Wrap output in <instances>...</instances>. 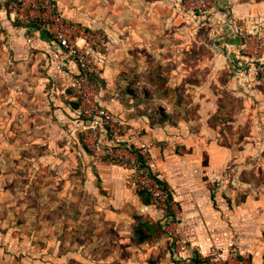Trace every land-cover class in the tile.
I'll list each match as a JSON object with an SVG mask.
<instances>
[{"label":"rangeland","instance_id":"obj_1","mask_svg":"<svg viewBox=\"0 0 264 264\" xmlns=\"http://www.w3.org/2000/svg\"><path fill=\"white\" fill-rule=\"evenodd\" d=\"M58 2L81 18L82 0ZM239 2L252 8L247 16L264 19V0ZM20 33L0 21V264H127L129 243L155 246L165 230L153 237L141 233V241L135 223L131 234L118 229L119 216L138 218L129 203L121 205L127 189L104 177L113 162L93 154L89 137L73 138L71 123L58 121L44 48L33 50ZM178 33L151 51L118 48L121 57L110 63L103 98L125 120L140 117L155 130L212 133L231 153L232 198L256 203L246 219L254 230L245 234L261 229L260 253L250 259L258 256L264 264V79L252 80L253 48L241 60L234 56L239 45L215 51ZM213 54L216 61L209 60ZM202 116L203 123L178 126Z\"/></svg>","mask_w":264,"mask_h":264},{"label":"crops","instance_id":"obj_2","mask_svg":"<svg viewBox=\"0 0 264 264\" xmlns=\"http://www.w3.org/2000/svg\"><path fill=\"white\" fill-rule=\"evenodd\" d=\"M215 1L220 8L231 15L237 17L251 15L252 8L247 4L240 3L239 0ZM58 3L69 20L103 30L110 37L111 48L109 47V58L104 72L105 78L108 75L110 63L113 64L114 62L113 59L121 57L120 52L122 51L116 52L118 48L130 47L132 49L140 48L141 52L147 51V49L151 51V47L157 44L161 45L163 41L167 42L169 33L173 31H180L183 36L182 40L193 41L195 47L209 46L215 51L216 49L220 51L225 45L229 48L234 47V49L239 45L237 44L239 40L232 37L228 25L223 26L221 31L213 33L208 28L183 23L176 14L174 0H82L83 8L80 12V19L68 14L66 8L61 6L60 2ZM0 21L2 25L4 24V26L13 28L15 32L24 34L28 46L33 50L38 52V47L43 46L45 68L48 73L46 80L51 85L52 90L50 89L49 94L54 103L55 115L60 123H71L72 133L77 135L76 137L80 135L83 137L85 132H73L75 121L62 110L64 108L74 113L71 104L73 98L68 91L70 77L62 75L56 69V54L60 53V48L53 41L47 39L42 32H37L34 35L26 32L21 25L16 27L15 24L18 22L11 21L5 12L0 13ZM181 34L178 33L177 35ZM202 34L206 36H201ZM29 38H31L30 41ZM133 51H135L136 57L137 50ZM238 51L239 48L235 50L234 56L238 57ZM215 55H211L209 60ZM138 56L140 59L144 57L140 54ZM212 60L216 61V56ZM71 66L73 67L71 62L65 61L64 70L69 74H72L73 68L71 69ZM99 100L103 106L109 108L124 121L133 125H141L147 129L146 136L150 141L155 142V147L151 149L148 155L139 154V159L145 164L146 171H151L149 165H151V159H155V169L153 170H157L164 176V185L177 200V203L171 206L170 212L179 213L180 234L188 242L199 245L203 251H207L212 245L226 246V244L234 242L241 253H248L249 255L260 253L256 242L262 238L261 229L256 230L255 234H245V232L254 230L250 228L248 230L246 219L253 215V207L256 206V203L244 202L243 200L237 203L232 198L234 189L229 183V174L226 169L231 159V153L226 148H220L216 144L208 129L206 132L202 130L199 134L185 133L184 129L183 131L177 129L176 134L173 131L155 130L148 120L140 117L125 120L115 107L105 101L103 90ZM202 118L196 121L192 120L191 123L183 120L180 121V124L178 123V126L192 127L199 122L203 123L205 118L204 116ZM81 124L83 123L81 122L79 125ZM120 150L126 156V165L113 163L112 168L107 165L102 166L103 168L108 167L103 170L106 172L104 177L115 181L120 190L127 189L124 191L126 198L121 200V205L124 206L129 203L127 206L136 213L138 218L135 220L125 215L119 216L117 227L122 230V233L129 231L128 233L131 234L134 227L133 223H135L134 232H136L138 225L144 222L147 224L144 227L142 225L143 233H147L149 236L155 234L156 236L164 228L165 215L152 204L147 195L142 192L139 195L138 191L134 192L132 188L127 186L126 182L133 172L131 161L134 158V151L126 149L125 146ZM112 218L114 219V217ZM158 241L159 243L155 246L147 247L136 246L133 242L129 243L131 246H128L126 253L128 256L127 264L195 263L189 258L185 260L176 259L173 246L167 236H158ZM113 252L114 258L115 254L118 258L120 250L117 249ZM200 255L201 253L195 251L194 256L198 257L199 260ZM114 258L112 257V260ZM251 262L252 264H262L258 256Z\"/></svg>","mask_w":264,"mask_h":264},{"label":"built area","instance_id":"obj_3","mask_svg":"<svg viewBox=\"0 0 264 264\" xmlns=\"http://www.w3.org/2000/svg\"><path fill=\"white\" fill-rule=\"evenodd\" d=\"M174 8L177 16L187 25L208 28L213 33L228 25L232 37L239 40L238 58L244 60L241 53L253 48L251 55L256 64L251 68L252 80L256 77L264 79V19L231 15L220 8L215 0H174ZM4 12L11 21L37 24V31L60 48V53L56 54V69L70 77L68 86L74 90L79 101V106L73 108L74 114L83 123L79 125L75 122L73 132H85L87 138L92 140L89 148L93 154L106 156L114 164L126 165V156L120 149L125 146L134 151L131 161L133 172L126 184L134 190L145 192L152 204L165 215L164 230L173 246L175 258L185 260L193 257L196 251L201 253L198 264H252L250 255L241 253L234 242L226 246L212 245L203 251L199 245L188 242L180 234L179 213L170 212L177 200L163 184L164 176L153 170L155 159H151V171H146L145 164L139 159V154L148 155L151 152L155 142L147 138L143 126L127 123L99 101L102 89L98 78H105L111 44L108 34L69 20L58 0H16L11 4L8 0H0V13ZM65 61L73 64L72 74L64 70Z\"/></svg>","mask_w":264,"mask_h":264},{"label":"trees","instance_id":"obj_4","mask_svg":"<svg viewBox=\"0 0 264 264\" xmlns=\"http://www.w3.org/2000/svg\"><path fill=\"white\" fill-rule=\"evenodd\" d=\"M15 1L16 0H8V3L9 4H11V3H15ZM19 23V22H18ZM22 27H24L25 28V30H26V32H29L30 34L31 33H33V32H35V34H36V32H38L37 31V28H38V25L37 24H35V23H31V24H21V23H19ZM34 34V35H35ZM262 79V78H261ZM98 82H99V84H100V87H101V89L103 90V83L105 82V79H103V78H98ZM68 91H69V93L72 95V106H73V108H77L78 106H79V101L76 99V95H75V93H74V90L72 89V88H68ZM100 101V100H99ZM100 103H101V101H100ZM102 105V104H101ZM103 106V105H102ZM105 107V106H104ZM63 108V107H62ZM65 113H67L68 114V116L71 118V119H73V121H75V122H78V123H81L82 121L80 120V118L77 116V115H75L73 112L71 113L70 111H67V110H65L64 108L62 109ZM128 123V122H127ZM71 135H72V137L73 138H78V137H76L77 135H75V134H73L72 132H71ZM79 135V134H78ZM71 137V139H73ZM164 184V183H163ZM142 193H144L145 195H147L145 192H142ZM148 196V195H147ZM149 197V196H148ZM149 199H150V197H149ZM146 224L147 223H144V222H142V223H140L139 225H138V229H136V234H135V238L136 239H140L141 241L142 240H145L144 239V237H142L140 234L141 233H143V231H142V225H143V227L144 226H146ZM164 229V228H163ZM190 260H194V262L195 263H199L200 262V260H199V258L198 257H195V256H193V257H191V258H189Z\"/></svg>","mask_w":264,"mask_h":264}]
</instances>
